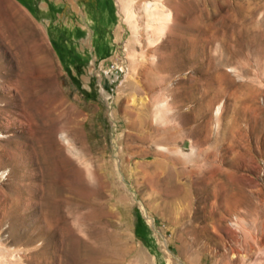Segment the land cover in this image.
Returning a JSON list of instances; mask_svg holds the SVG:
<instances>
[{
	"label": "rangeland",
	"instance_id": "rangeland-1",
	"mask_svg": "<svg viewBox=\"0 0 264 264\" xmlns=\"http://www.w3.org/2000/svg\"><path fill=\"white\" fill-rule=\"evenodd\" d=\"M13 39L0 264H264V0H0Z\"/></svg>",
	"mask_w": 264,
	"mask_h": 264
},
{
	"label": "crops",
	"instance_id": "crops-1",
	"mask_svg": "<svg viewBox=\"0 0 264 264\" xmlns=\"http://www.w3.org/2000/svg\"><path fill=\"white\" fill-rule=\"evenodd\" d=\"M16 4L24 8H30V6H36L38 9L47 11L50 4H59L62 2H68L73 7L75 0H13ZM35 50L32 47L25 49L22 45V48H17L15 39L12 43H9L7 48L0 49V68L4 67H22L25 66L24 63H21L25 60L32 59L35 55L33 54ZM26 53L28 55L26 56ZM36 58L40 59L39 51L36 53Z\"/></svg>",
	"mask_w": 264,
	"mask_h": 264
},
{
	"label": "bare ground",
	"instance_id": "bare-ground-1",
	"mask_svg": "<svg viewBox=\"0 0 264 264\" xmlns=\"http://www.w3.org/2000/svg\"><path fill=\"white\" fill-rule=\"evenodd\" d=\"M149 1V0H148ZM147 2V1H146ZM160 2V1H159ZM152 4H153V2L151 3V2H148L147 3V8L149 9V11L152 13V14H154L156 17H157V14L156 13H158V9L157 8H155L154 6H152ZM156 4V3H155ZM162 4V3H161ZM165 18V17H164ZM167 18V17H166ZM154 21V20H153Z\"/></svg>",
	"mask_w": 264,
	"mask_h": 264
}]
</instances>
